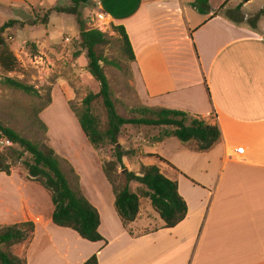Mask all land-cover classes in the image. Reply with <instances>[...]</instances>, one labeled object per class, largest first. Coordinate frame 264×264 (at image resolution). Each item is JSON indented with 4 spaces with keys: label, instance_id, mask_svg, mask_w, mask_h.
Listing matches in <instances>:
<instances>
[{
    "label": "crops",
    "instance_id": "0c3cea01",
    "mask_svg": "<svg viewBox=\"0 0 264 264\" xmlns=\"http://www.w3.org/2000/svg\"><path fill=\"white\" fill-rule=\"evenodd\" d=\"M195 1L88 3L98 4L115 26L125 27L135 54L131 84L145 107L183 111L221 129L220 143L208 152L151 130L132 154L141 165L150 161L147 166L156 165L179 183L188 205L186 219L164 228L149 200L144 211L141 202L136 221L125 227L110 184L105 195L95 191V199L86 197L100 213L99 231L106 241H85L53 224L52 216L32 213L38 219L35 233L10 248L14 255L28 264H84L94 255L99 264H264V14L254 26L249 23L264 10V0H209L206 15L192 7ZM256 1L258 11H248ZM238 7L240 13H234ZM237 18L244 22L235 23ZM241 146L246 154L239 158ZM185 160L211 179L208 201L195 207L188 181L202 185L190 178ZM232 163L237 167H229ZM219 213L224 224L212 235L216 227L212 230L210 222Z\"/></svg>",
    "mask_w": 264,
    "mask_h": 264
},
{
    "label": "rangeland",
    "instance_id": "374dc122",
    "mask_svg": "<svg viewBox=\"0 0 264 264\" xmlns=\"http://www.w3.org/2000/svg\"><path fill=\"white\" fill-rule=\"evenodd\" d=\"M69 5L71 0H0V24L16 21L14 27L8 30L6 39L22 66V70L15 73H6L0 67V122L24 138L52 147L60 158L67 160L68 163H63V169L69 178L73 180L72 166L81 179V188L86 197L93 200L95 191H102L105 195V189L111 188L102 167L105 163L116 162V159L110 146L99 150L91 146L79 126L77 115L84 112L83 101L87 95L99 93L100 85L88 70L89 60L87 51L81 47L77 19L72 15L53 11L48 24L42 23L49 11ZM258 6L256 1L248 11H258ZM98 7V4H87L83 8V14L87 28L100 30L109 40V44L100 47L98 51L118 66L102 63L113 91L117 111L124 118L140 117L136 112L145 106L131 84V63L124 53L121 37L115 31V23ZM78 53L79 57L76 56ZM3 77H11L35 86L40 90V97L7 87L1 82ZM50 96L52 104L38 113ZM93 113L101 119L102 127L105 128L108 117L102 100L93 104ZM40 121L46 124L47 131L41 127ZM151 130H160L161 134H165L171 133L173 129L134 126L123 129L120 144H123L128 153L124 164L129 171L136 174L142 172L143 165L132 154L142 148L145 144L143 138L150 135ZM194 146V143H189L192 149ZM9 148L11 147L3 148L0 145V152L9 155ZM12 148L21 150L15 146ZM171 153L173 154L172 150ZM24 160L32 159L30 155H25ZM149 162L142 161L146 166ZM10 163L13 166L11 176L0 173V227L21 223L24 220V207L43 218L52 216L54 207L48 191L29 178L22 162ZM188 164L191 169L190 178L202 185L194 187L188 181L194 187H189L188 195L195 207L208 201L211 179L191 162ZM229 167L237 166L232 163ZM126 183L123 170L119 168L116 185L122 189ZM225 184H229V181ZM131 186L133 192L141 195L142 208L143 211L146 210L147 204H150L149 199L143 197L146 189L135 182ZM98 192L96 194L99 196ZM149 206L153 209L152 205ZM210 224L212 230L216 227L211 234H217L224 220L221 216L214 217Z\"/></svg>",
    "mask_w": 264,
    "mask_h": 264
},
{
    "label": "trees",
    "instance_id": "16d2710c",
    "mask_svg": "<svg viewBox=\"0 0 264 264\" xmlns=\"http://www.w3.org/2000/svg\"><path fill=\"white\" fill-rule=\"evenodd\" d=\"M89 1L71 0V5L57 7L49 11L44 20H42L43 24H48L50 14L56 11L61 14L74 16L79 24L81 47L87 51L89 60L88 70L100 85L99 93H90L84 99L85 110L82 114L77 115L79 126L95 150L105 146H110L113 149L116 162L105 163L102 169L113 188L116 196L115 208L123 225L128 227L135 222L140 212L141 195L133 192L131 188V184L135 182L146 189L143 197L150 200L152 207L163 220L164 228H175L188 215V205L179 192V183L166 177L157 166L143 165L141 167L142 172L139 174L129 171L124 164V159L128 153L120 144L123 129L127 126L154 129L172 128L171 133L164 134L163 132L162 135L175 137L184 144L194 143L193 150L197 152H208L220 143L222 139L221 129L218 124H210L198 116L171 109L144 107L136 112L140 114V117L124 118L120 116L102 63L118 66L115 62L109 61L99 54L98 49L109 44L106 34L98 29L87 28L83 8ZM192 7L203 15L209 14L211 10L209 0H196ZM234 13L239 14L240 7ZM263 14L264 10L250 20V25L254 26L255 22ZM234 15L233 17H237V15ZM229 17L232 20V17ZM233 21L237 24L244 22L243 18H237ZM15 24L16 21H10L4 25L0 24V67L6 73H15L22 70L17 56L10 49L6 39L8 30L13 28ZM115 31L121 37L123 50L128 57L129 63H133L135 54L125 27L122 25L115 26ZM76 56L79 57L80 54L78 53ZM1 82L11 89L21 91L30 96L40 97L38 88L18 79L3 77ZM97 100H102L106 109L108 123L105 128L102 127L101 119L93 113V104ZM51 104L52 99L50 96L47 103L38 113L44 111ZM40 124L47 131L46 124L42 121H40ZM0 138L9 140L12 143V147L15 146L21 149L17 151L11 147L9 148V155L0 152V173L11 176L13 166L10 161L14 163L22 162L29 178L50 194L54 206L51 218L53 224L77 232L83 240L88 242L106 241L99 231L101 226L100 213L84 195L80 177L72 166L71 174L73 175V180L69 178L63 169V163H68L67 160L60 158L52 147L43 146L24 138L20 133L6 127L1 122ZM25 155H30L32 160L23 161ZM151 156L177 170L175 166L161 156ZM119 168L123 170V175L127 182L122 189L116 185V175ZM22 215L24 218L23 222L0 227V264H28L26 259H21L10 251L12 246L30 240L35 233L38 219L32 215L27 207L23 208ZM84 264H99L97 255L92 256Z\"/></svg>",
    "mask_w": 264,
    "mask_h": 264
},
{
    "label": "built area",
    "instance_id": "2783aa9c",
    "mask_svg": "<svg viewBox=\"0 0 264 264\" xmlns=\"http://www.w3.org/2000/svg\"><path fill=\"white\" fill-rule=\"evenodd\" d=\"M0 145L3 148L12 147V143L5 138H0ZM245 154H246V148L244 146L238 147L236 149V155L239 156V158H241Z\"/></svg>",
    "mask_w": 264,
    "mask_h": 264
}]
</instances>
